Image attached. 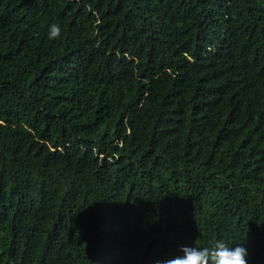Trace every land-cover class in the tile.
Returning <instances> with one entry per match:
<instances>
[{
  "label": "trees",
  "instance_id": "obj_1",
  "mask_svg": "<svg viewBox=\"0 0 264 264\" xmlns=\"http://www.w3.org/2000/svg\"><path fill=\"white\" fill-rule=\"evenodd\" d=\"M217 238L264 264V0H0V264Z\"/></svg>",
  "mask_w": 264,
  "mask_h": 264
},
{
  "label": "clouds",
  "instance_id": "obj_2",
  "mask_svg": "<svg viewBox=\"0 0 264 264\" xmlns=\"http://www.w3.org/2000/svg\"><path fill=\"white\" fill-rule=\"evenodd\" d=\"M61 36V26L52 23L47 38L56 40ZM248 250L243 243L230 244L217 238L210 247L181 244L167 259H156L154 264H248Z\"/></svg>",
  "mask_w": 264,
  "mask_h": 264
}]
</instances>
